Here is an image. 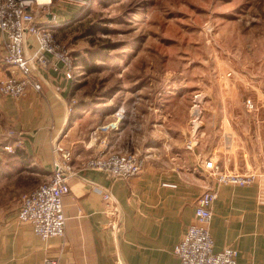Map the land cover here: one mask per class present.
Masks as SVG:
<instances>
[{
  "label": "crops",
  "instance_id": "crops-1",
  "mask_svg": "<svg viewBox=\"0 0 264 264\" xmlns=\"http://www.w3.org/2000/svg\"><path fill=\"white\" fill-rule=\"evenodd\" d=\"M50 14L58 24L54 11ZM2 45L0 35V59ZM37 49L36 41L28 39L25 53L33 59L41 89L28 87L16 99L0 94V127L14 131L13 136L0 138V264H44L46 259H55L57 264H180L174 249L194 222L197 198L205 188L216 186L213 177L202 171L200 161L210 158L225 166L228 157L242 174L252 172L256 181L216 186L210 225L213 250L232 247L238 251L236 264H264L261 123L253 139H242L241 157L236 159L227 156L224 141L211 139L213 135L198 141L195 150H186L175 108L159 109V113L151 107L137 108L131 120L118 124L117 132L86 143L90 130L85 118L78 115V108L71 117L66 114L71 79L62 63L51 61L47 67L35 63ZM8 70L0 67V78L9 75ZM56 142L72 151L70 165L76 173L68 177L70 191L63 198L64 236L42 240L30 224L18 221L17 214L21 197L50 179L57 160ZM110 143L118 151L127 148L140 155L143 166L138 176L115 179L85 167L92 156L106 152ZM6 146H12L13 152ZM102 190H108L109 203L118 206V223L105 213Z\"/></svg>",
  "mask_w": 264,
  "mask_h": 264
},
{
  "label": "rangeland",
  "instance_id": "rangeland-1",
  "mask_svg": "<svg viewBox=\"0 0 264 264\" xmlns=\"http://www.w3.org/2000/svg\"><path fill=\"white\" fill-rule=\"evenodd\" d=\"M33 5L38 19L50 11L59 19L55 38L73 63L66 114L69 118L78 108L85 118L86 143L117 132L121 121L146 107L156 109L153 113L176 109L186 150L192 151L186 148L191 139L197 147L213 135L235 159L241 157L242 139H253L259 123L264 127V0H49ZM102 126L109 130L102 133ZM110 144L106 152H132ZM229 160L225 167L242 173Z\"/></svg>",
  "mask_w": 264,
  "mask_h": 264
},
{
  "label": "built area",
  "instance_id": "built-area-1",
  "mask_svg": "<svg viewBox=\"0 0 264 264\" xmlns=\"http://www.w3.org/2000/svg\"><path fill=\"white\" fill-rule=\"evenodd\" d=\"M36 0H0V35L3 53L0 67L8 68L10 74L0 78V94L19 98L24 95L28 87L41 89V84L35 76L33 59L27 57L25 47L28 39L33 38L38 49L34 55V62L42 67L50 62L62 63L66 77L71 78L73 71L72 58L65 46L55 38V18L50 12L43 13L38 19V12L34 11ZM51 16V17H49ZM103 132L107 126L100 128ZM4 135L13 136L11 128L0 127V138ZM197 140H190L186 148L193 150ZM8 152H13L12 146H6ZM54 156L57 157L55 168L47 182L24 194L20 199L17 219L20 223L30 224L36 236L42 240L52 237H63L65 233L66 217L63 210V198L70 191L68 175L59 172V168L72 173L70 160L72 151L59 143L53 146ZM201 166L209 177H213L217 185H249L256 181L253 173L246 175L236 170H228L218 160L203 158ZM143 159L133 152H100L92 156L85 167L104 171L115 179L127 180L136 177L141 172ZM207 187L197 198L195 219L176 245L174 252L180 259V264H236L238 251L226 247L219 252L213 250V240L210 233L212 221V206L217 199V187ZM105 213L112 221L110 192L102 190ZM44 264H57L55 259H46Z\"/></svg>",
  "mask_w": 264,
  "mask_h": 264
},
{
  "label": "bare ground",
  "instance_id": "bare-ground-1",
  "mask_svg": "<svg viewBox=\"0 0 264 264\" xmlns=\"http://www.w3.org/2000/svg\"><path fill=\"white\" fill-rule=\"evenodd\" d=\"M39 2H48L49 0H36ZM109 216L113 219L115 223L119 222V213H118V206L113 204L111 207V212H108Z\"/></svg>",
  "mask_w": 264,
  "mask_h": 264
},
{
  "label": "trees",
  "instance_id": "trees-1",
  "mask_svg": "<svg viewBox=\"0 0 264 264\" xmlns=\"http://www.w3.org/2000/svg\"><path fill=\"white\" fill-rule=\"evenodd\" d=\"M88 53H89L88 56H89L90 58H95V57L93 56V53H90V52H88ZM81 62H82V64H83L84 68H86V70L91 71L90 68H92V66H91V64L89 65V63L87 62V59H84V60H82ZM72 115H73V114L71 113L70 117H71Z\"/></svg>",
  "mask_w": 264,
  "mask_h": 264
},
{
  "label": "water",
  "instance_id": "water-1",
  "mask_svg": "<svg viewBox=\"0 0 264 264\" xmlns=\"http://www.w3.org/2000/svg\"><path fill=\"white\" fill-rule=\"evenodd\" d=\"M58 171H59V172H65L69 177L71 176V173H69V172L63 170L62 168H59Z\"/></svg>",
  "mask_w": 264,
  "mask_h": 264
}]
</instances>
